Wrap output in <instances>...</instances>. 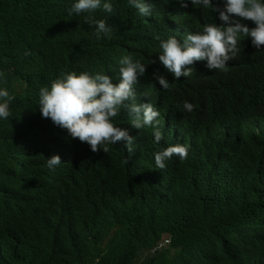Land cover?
Segmentation results:
<instances>
[{"label": "clouds", "instance_id": "9594fccd", "mask_svg": "<svg viewBox=\"0 0 264 264\" xmlns=\"http://www.w3.org/2000/svg\"><path fill=\"white\" fill-rule=\"evenodd\" d=\"M249 39L264 0H0V264H264V112L173 102Z\"/></svg>", "mask_w": 264, "mask_h": 264}, {"label": "trees", "instance_id": "16d2710c", "mask_svg": "<svg viewBox=\"0 0 264 264\" xmlns=\"http://www.w3.org/2000/svg\"><path fill=\"white\" fill-rule=\"evenodd\" d=\"M238 53L225 73L205 82L184 84L173 94L174 104L192 120H203L214 116H241L264 112V47L256 49L251 39L238 43ZM187 101L195 107L187 112L183 105ZM27 243L42 242L49 252L54 241L35 226H23ZM110 254L116 252L108 248ZM109 259V258H106Z\"/></svg>", "mask_w": 264, "mask_h": 264}]
</instances>
